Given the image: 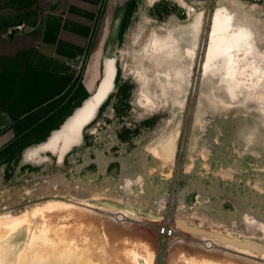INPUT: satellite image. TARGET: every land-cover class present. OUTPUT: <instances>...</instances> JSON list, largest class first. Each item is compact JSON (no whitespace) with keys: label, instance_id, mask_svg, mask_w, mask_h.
Returning <instances> with one entry per match:
<instances>
[{"label":"rangeland","instance_id":"rangeland-1","mask_svg":"<svg viewBox=\"0 0 264 264\" xmlns=\"http://www.w3.org/2000/svg\"><path fill=\"white\" fill-rule=\"evenodd\" d=\"M103 1L83 70L82 61L39 47L45 13L62 8L66 0H0V76L23 80L17 110L37 105L57 82L67 92L82 72L86 84L96 63V83L93 88L86 84L93 92L110 57L133 90L131 108L119 102L117 109L114 97L86 127L88 140L84 134L83 143L63 161L51 151H44V158L26 159V148L0 186V214L22 213L56 199L82 201L140 219L136 225L157 243L156 264H165L169 245L177 239L187 246L188 239L219 242L225 251L264 263V78L253 86L247 68L240 76L245 83L234 94L224 69L205 68L214 15L222 5L233 15L235 27L251 29L257 51L264 54V0H138L122 40L125 8L112 10ZM19 23L26 25L24 31L8 32ZM154 42L165 45L148 53ZM21 52L28 58L25 66ZM142 91L153 105L141 101ZM6 116L0 96V122ZM147 120L154 122L147 125ZM123 125L139 131L121 140ZM175 132L174 157L155 152L161 146L168 153ZM164 222L177 226V237L159 234ZM41 235L25 223L0 239V264H71L69 258L54 262L33 247Z\"/></svg>","mask_w":264,"mask_h":264},{"label":"bare ground","instance_id":"bare-ground-1","mask_svg":"<svg viewBox=\"0 0 264 264\" xmlns=\"http://www.w3.org/2000/svg\"><path fill=\"white\" fill-rule=\"evenodd\" d=\"M232 20L233 15L227 6L222 5L216 10L205 68L213 71L224 69L223 71L227 72V79L232 82L231 86L228 84L229 90L234 93L238 87L244 85L245 81L240 79V76L245 74L247 68L251 69L250 84L258 86L263 80L264 54L257 51L251 29L235 27ZM164 45L154 42L146 50L151 53L160 50ZM217 59L221 63L214 65L213 61ZM244 61L246 67L240 66ZM116 74L115 58H106L99 93L89 99L85 107L76 108L46 141L28 147L25 152L26 159L44 158L42 153L51 151L59 161H63L71 149L81 145L84 141L85 129L93 120L88 122L97 117L101 101L115 89ZM140 74L143 79V73ZM141 101L153 105L152 98L145 91H142ZM176 136L177 132L167 144L170 148L168 153L161 146H158L155 152L166 154L172 159L174 148L171 145ZM81 202L56 199L22 213L0 214V239L28 223L31 232L35 235L42 233L41 236L36 237L32 246L41 248L43 255L46 258L50 257L54 262L69 258L71 264H156L157 243L151 238V234L136 225L140 219L131 216L128 212H122L124 217L120 219L117 210L112 209L117 212L115 214L111 209L95 208ZM259 227L263 229L262 224ZM188 241L189 246L185 244V240H174L169 245L165 264H261L256 260L251 259V261L225 251L219 242L209 245L201 244L202 239H188ZM140 258L145 262L141 263Z\"/></svg>","mask_w":264,"mask_h":264},{"label":"trees","instance_id":"trees-1","mask_svg":"<svg viewBox=\"0 0 264 264\" xmlns=\"http://www.w3.org/2000/svg\"><path fill=\"white\" fill-rule=\"evenodd\" d=\"M103 4H105V1H103ZM137 8L138 0H129L127 2L119 29L120 40L124 38V34L130 26L131 19ZM91 42L83 60V70L86 68V60L89 56ZM19 59L23 62V66L28 63V58L24 52L19 54ZM121 75L122 71L118 68L115 78L116 91L112 92L107 100L100 106L98 116L89 125L98 120L114 97L117 99L115 105L117 109L119 102H124L127 109L131 108L133 90L132 87L123 80ZM98 76L99 69L97 64L93 63L88 71L86 82L89 88L94 87ZM0 77H3L1 82L4 83L0 92L1 108L9 114L11 118L10 128L15 131L14 138L0 149V165L6 164L5 177L6 179H10L14 168H16L21 161L24 150L32 145L46 141L52 132L55 129H59L66 119L74 113L76 108L82 105L83 101L87 99L91 93L83 81L84 73L82 72L75 78L73 86L67 92H65V86L57 82L46 90L44 97L37 105L19 111L16 109V106L22 98V93L24 91V87H22L23 80L12 82L14 78L12 79L3 75ZM153 122V120H147L145 124L152 125ZM138 131L139 127L130 129L123 125L119 137L121 140L128 141L131 139V133L136 134ZM88 138V135L85 134V139L88 140ZM26 167V165L22 166L23 169Z\"/></svg>","mask_w":264,"mask_h":264},{"label":"crops","instance_id":"crops-1","mask_svg":"<svg viewBox=\"0 0 264 264\" xmlns=\"http://www.w3.org/2000/svg\"><path fill=\"white\" fill-rule=\"evenodd\" d=\"M129 0H107L112 10L126 8ZM151 2V1H150ZM102 0H66L62 8L45 13L39 36V47L53 55L73 62H83L92 41ZM8 114L0 122V149L15 136ZM6 164L0 165V186L5 181Z\"/></svg>","mask_w":264,"mask_h":264},{"label":"built area","instance_id":"built-area-1","mask_svg":"<svg viewBox=\"0 0 264 264\" xmlns=\"http://www.w3.org/2000/svg\"><path fill=\"white\" fill-rule=\"evenodd\" d=\"M26 29V25L24 23H19L15 26H11L8 29L9 33H20ZM118 217L121 219L124 217V214L122 212L118 213ZM159 234L161 236L167 237V238H175L177 237L178 228L174 223L170 222H164L158 229Z\"/></svg>","mask_w":264,"mask_h":264},{"label":"water","instance_id":"water-1","mask_svg":"<svg viewBox=\"0 0 264 264\" xmlns=\"http://www.w3.org/2000/svg\"><path fill=\"white\" fill-rule=\"evenodd\" d=\"M102 81H103V78L99 81V83L97 84V87L95 88V90L93 91V92H90L91 94H90V96L87 98V99H85L84 101H83V103H82V107H85L86 106V103L89 101V99H91L93 96H95L96 94H98L99 93V91H100V87H101V84H102ZM108 98V95L106 96V98L104 99V100H102L101 101V105L104 103V101L106 100ZM95 118H96V116H95ZM95 118H93V119H91L88 123H90L92 120H94ZM50 137V136H49ZM48 137V138H49Z\"/></svg>","mask_w":264,"mask_h":264}]
</instances>
